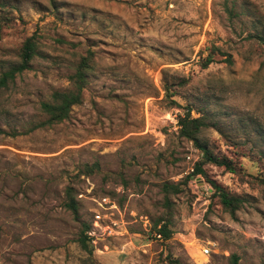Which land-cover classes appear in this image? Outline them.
<instances>
[{
    "label": "rangeland",
    "instance_id": "rangeland-1",
    "mask_svg": "<svg viewBox=\"0 0 264 264\" xmlns=\"http://www.w3.org/2000/svg\"><path fill=\"white\" fill-rule=\"evenodd\" d=\"M5 11L0 71L29 35L36 54L0 89V264H230L231 254L264 264V46L247 37L264 0H0ZM213 46L231 62L214 54L201 67ZM82 56L81 102L34 128L39 102L70 87ZM186 107L205 123L198 141L238 171L202 164L244 198L233 215L202 177H186L200 157L177 134ZM164 182L179 187L167 203ZM83 225L90 253L77 242Z\"/></svg>",
    "mask_w": 264,
    "mask_h": 264
},
{
    "label": "trees",
    "instance_id": "trees-1",
    "mask_svg": "<svg viewBox=\"0 0 264 264\" xmlns=\"http://www.w3.org/2000/svg\"><path fill=\"white\" fill-rule=\"evenodd\" d=\"M226 10L228 14H231L230 16H238L232 6L226 8ZM13 20L14 17L9 16L6 11L0 13V28H11L13 25ZM247 37L256 40L264 46V23H253L250 26V29L247 31ZM35 54L36 41L34 36L29 35L23 38L17 47L15 61H13L5 70L0 71V89L6 88L8 83L13 81L15 76L28 69L30 67L31 59ZM214 54L223 55L226 62H231L230 55L228 53H225L218 47L213 46L205 54V56L202 57L199 65L201 67H206L210 62L213 61ZM89 58V56H82L76 62L73 67V72L68 75V80L70 83L69 88L63 90H53L50 93V99L48 101L39 102V109L42 113H44L45 118L36 122L34 124V128H40L61 122L67 118L71 106L81 102V92L87 81V71L91 68ZM262 64L264 65V62H262ZM189 112V107H186L184 112L177 116V134L180 137L192 141L194 146L198 148L200 157L198 161L194 163L192 170L187 174L186 177L188 178L190 176L196 175L202 177V179L208 184L211 197L215 199L221 209L228 212L230 215H233L235 210L240 208L242 205L244 198L241 194L229 191L213 179H210L202 168V164L208 163L214 166H219L231 173H237L238 171L236 170L231 158L212 153V151H210L204 144L198 141L197 134L201 126H203L205 123L200 116L192 117ZM245 176L252 179H257L255 176L250 174H245ZM239 177L243 178V175L240 174ZM161 189L163 193L167 191L177 193L179 191L178 185L166 182L161 184ZM163 198L164 203H167V197L165 193L163 194ZM65 199L66 207H68L76 216V203L70 191H66ZM87 228V225H83V227L80 229L77 242L83 250L90 253L91 249L88 246L89 241L88 235L86 234ZM153 229L155 234H158L159 238L162 240L168 239L171 235V231L167 226V221L165 219L159 218L155 220L153 223ZM229 259L230 264H237L236 255L231 254Z\"/></svg>",
    "mask_w": 264,
    "mask_h": 264
},
{
    "label": "built area",
    "instance_id": "built-area-1",
    "mask_svg": "<svg viewBox=\"0 0 264 264\" xmlns=\"http://www.w3.org/2000/svg\"><path fill=\"white\" fill-rule=\"evenodd\" d=\"M190 170H192L191 167H190ZM101 202H102V203H105V202H109V200H108L106 197H102V198H101ZM98 218H99V215H98V214H95V215H94V219L96 220V219H98ZM86 234H87L88 237H89V232H87ZM156 237H159V235L156 234ZM91 242H93V240H91ZM202 252L205 253V250H203Z\"/></svg>",
    "mask_w": 264,
    "mask_h": 264
}]
</instances>
